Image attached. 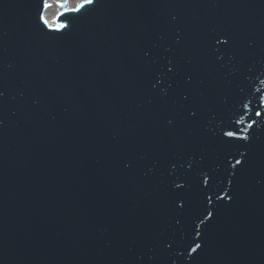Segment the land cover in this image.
Masks as SVG:
<instances>
[{"label": "water", "instance_id": "water-1", "mask_svg": "<svg viewBox=\"0 0 264 264\" xmlns=\"http://www.w3.org/2000/svg\"><path fill=\"white\" fill-rule=\"evenodd\" d=\"M43 10L0 0V264H264V0Z\"/></svg>", "mask_w": 264, "mask_h": 264}, {"label": "snow or ice", "instance_id": "snow-or-ice-1", "mask_svg": "<svg viewBox=\"0 0 264 264\" xmlns=\"http://www.w3.org/2000/svg\"><path fill=\"white\" fill-rule=\"evenodd\" d=\"M95 3V0H81V3H80V5H79V7L77 8V9H73L72 11H79L80 9H83V8H85V7H87V6H90V5H93ZM44 6L45 7H48L49 5L47 4V0H45V4H44ZM40 19L42 20V21H44V23L45 24H47V21L44 19V16L43 15H41L40 16ZM66 27V25H60V29H63V28H65ZM216 43H218V44H223V45H227L228 44V40L227 39H225V40H220V39H218L217 41H216ZM169 71H171V69H169ZM190 79L191 78H189V81H190ZM3 95V93H0V96H2ZM185 99H187V97H185ZM261 105L262 106H264V97H262L261 98ZM244 106V108L245 109H247L248 108V104H244L243 105ZM196 112L195 111H191L190 112V115L191 116H193V117H195L196 116ZM255 115L256 116H261L262 115V113L261 112H259V111H257L256 113H255ZM243 122V120L241 119V120H239V121H237V123H242ZM173 123V121L171 120V119H169L168 120V124H172ZM255 123V121H253L251 124H248V128H251L252 127V125ZM244 131H247V129H245ZM224 135L225 136H227V137H229L230 139H236V140H247L248 139V136H246V135H240L238 132H236V131H225L224 132ZM235 164L236 165H241V166H243V163H242V161L240 160V159H237L236 161H235ZM177 188H181V187H183L182 185H180V184H176L175 185ZM228 199L229 200H231L232 199V197L231 196H229L228 197ZM179 207H183V204H181V205H179ZM208 217H211L212 216V213L211 212H209L208 214ZM202 223H203V221H201ZM201 248V244H199V243H197L196 245H195V247H193V248H191V251L194 253V252H196L197 251V249H200Z\"/></svg>", "mask_w": 264, "mask_h": 264}, {"label": "bare ground", "instance_id": "bare-ground-1", "mask_svg": "<svg viewBox=\"0 0 264 264\" xmlns=\"http://www.w3.org/2000/svg\"><path fill=\"white\" fill-rule=\"evenodd\" d=\"M80 3L81 0H47V4L49 6H44L42 14L44 19L47 21L46 25L51 28H57L59 25V17L62 13L77 9Z\"/></svg>", "mask_w": 264, "mask_h": 264}]
</instances>
